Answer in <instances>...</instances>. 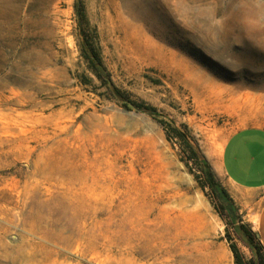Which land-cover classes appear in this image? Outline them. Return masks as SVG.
Segmentation results:
<instances>
[{"label": "rangeland", "instance_id": "obj_1", "mask_svg": "<svg viewBox=\"0 0 264 264\" xmlns=\"http://www.w3.org/2000/svg\"><path fill=\"white\" fill-rule=\"evenodd\" d=\"M247 125H264V0H0V264H234L230 243L263 260L218 167ZM178 210L209 233L159 230Z\"/></svg>", "mask_w": 264, "mask_h": 264}, {"label": "crops", "instance_id": "obj_2", "mask_svg": "<svg viewBox=\"0 0 264 264\" xmlns=\"http://www.w3.org/2000/svg\"><path fill=\"white\" fill-rule=\"evenodd\" d=\"M218 167L228 191L248 209L245 215L253 209L252 229L264 250V125H247L231 132L220 151Z\"/></svg>", "mask_w": 264, "mask_h": 264}, {"label": "trees", "instance_id": "obj_3", "mask_svg": "<svg viewBox=\"0 0 264 264\" xmlns=\"http://www.w3.org/2000/svg\"><path fill=\"white\" fill-rule=\"evenodd\" d=\"M82 53L84 58L86 59L89 67L92 69L94 74L103 82L108 84V87L116 92L118 94V89L112 84L109 75L97 53V51L89 45L87 38L83 41L82 47H81ZM132 105H135L137 107L142 108L144 111L153 113L154 108L148 106V105H142L134 103L133 101L127 100ZM159 122H163L162 120H159ZM177 136H180L179 133H177ZM200 164H202V171L204 173L205 179H206V186L209 187L212 197L214 198L216 208L218 209V212L223 216L224 214L232 217V201L227 193L226 189L220 186L218 183H216L212 178V173L209 170V167L205 165V161L200 160ZM239 229L242 231V234L246 237L248 240V243L252 247V249L255 251L256 255H259V250L262 249V246L257 241V238L255 236V233L250 231L246 228L244 224H239ZM230 250L234 257V264H250V261L244 259L242 254L240 253L239 249L236 247L235 244L230 243L229 244ZM253 264H264V259H256Z\"/></svg>", "mask_w": 264, "mask_h": 264}, {"label": "bare ground", "instance_id": "obj_4", "mask_svg": "<svg viewBox=\"0 0 264 264\" xmlns=\"http://www.w3.org/2000/svg\"><path fill=\"white\" fill-rule=\"evenodd\" d=\"M197 220L188 224L187 221L183 220V212L182 210H178V213L173 215V217H169L170 220L174 219V222H168L169 224H165L162 230L164 232L170 231L172 228H178V231L175 233L177 238L183 239H193L194 236L202 235L201 233H209L208 223L204 220V216L198 214ZM187 226V227H185ZM157 230V227L151 230L152 235H155L153 231Z\"/></svg>", "mask_w": 264, "mask_h": 264}]
</instances>
